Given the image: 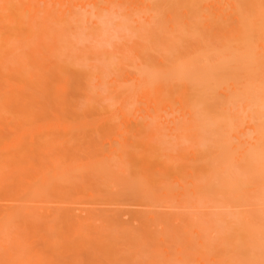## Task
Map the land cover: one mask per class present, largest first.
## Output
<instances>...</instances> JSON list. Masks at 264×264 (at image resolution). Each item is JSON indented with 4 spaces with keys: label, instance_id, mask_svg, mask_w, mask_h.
<instances>
[{
    "label": "rangeland",
    "instance_id": "obj_1",
    "mask_svg": "<svg viewBox=\"0 0 264 264\" xmlns=\"http://www.w3.org/2000/svg\"><path fill=\"white\" fill-rule=\"evenodd\" d=\"M145 1L142 5L140 0H129L128 3L125 0V3L120 0H0V160H7L0 170V182L19 167L29 166L13 168L10 164L29 159L30 167L36 163L41 166L37 178L42 184L55 171L69 169L76 160L88 166L107 157L123 140L124 151H115L110 160L122 175H136L133 156L138 155V158L146 157L152 169L158 171L154 179L177 185L182 170H189L178 153L189 151L190 145H195V139L190 144L189 138L184 137L186 133L179 132L189 115L185 113L187 108L185 118L181 114L182 101L180 95L175 94L176 88L182 91V84L193 87L186 88L190 93L187 100H195L191 101L197 105L196 108L194 103L192 105L194 114L205 122L204 142L200 147L202 145V151H206L202 152L205 157L200 162L204 161L206 171L221 172L224 169L228 174L242 175L246 171L256 173L263 166V153L257 143L251 142L255 139L257 125L264 124V54H260L262 48H251L257 44L260 32L263 33L261 22L254 23L256 25L244 23V20L248 21L249 8L244 9V3L242 6L232 3L242 0ZM196 8L198 19L195 21ZM243 10L246 15L238 12ZM175 14L184 22L180 26L182 22L178 21L179 27L173 26L180 32H174L170 24H166L172 23L170 16L175 17ZM237 18L242 20L238 22ZM152 21L154 25L157 23L155 28L161 26L159 31L152 27ZM242 24V28L248 26L242 30L249 28V33L258 26L259 31L243 33L246 36L259 34L258 38L243 35L245 42L243 36L227 33H234ZM191 25L195 27L192 29ZM161 31H167V34H161ZM221 31L232 37L218 36ZM215 32L218 34L213 35ZM173 33L180 34V38L175 35L176 40H173ZM155 35L170 37L168 40L162 37V41L165 40L162 43L154 39L157 48L155 43L154 47L151 45V37L158 39ZM194 46L195 49L200 47L199 52ZM159 47H163V51L169 50L165 54ZM179 61L188 62L190 66H182ZM260 62L262 65H258ZM177 67L181 68L180 72ZM143 68L145 71L141 72ZM153 70L159 71L156 74ZM205 70L212 76L203 73ZM148 71L157 77L151 78ZM181 71H184L183 75L187 72L186 79L182 78ZM200 79L202 82L208 80L201 83ZM169 81L179 86L170 90L167 88ZM120 83L122 87L116 88ZM154 97L158 98L155 114L151 110ZM136 129L142 130L138 137L140 141L134 136ZM32 140H35L33 153L29 148ZM150 140L152 145L159 142L161 151L158 155L148 146ZM139 142L141 147L137 145ZM35 145L42 147L37 151ZM193 160L189 162H195ZM136 180L140 190L137 198L115 191L116 187L104 189L102 178L93 176L81 187L57 185L64 192L56 202L45 199V202L31 204L44 209L58 207L61 212L72 215L75 221L89 217L102 227L103 237L107 239L104 249L109 262L106 264H201V259L189 250L191 248L195 254L203 249L199 239L205 235L203 241H208L209 235L212 238V252H217L215 246L222 242L226 250L233 251L232 245L238 247L235 251L239 255L236 256L238 264H264V219L251 214H261V208H264L261 200L255 199L256 202L248 206L224 207L218 202L198 198L197 208L188 203L187 206L180 203V207L179 203L158 196L156 188L147 186L149 181ZM19 187L25 188L24 184ZM2 191L0 256L10 252L16 255L31 253L35 246L22 243V237L15 233V226L10 227L9 216L2 210L6 206L16 207L21 201L11 199L8 195L11 188L7 184ZM27 193L28 189H22L17 196ZM149 212L154 214V220L147 224L143 215ZM186 222L194 224H183ZM180 224L188 225L190 229L187 233H182L187 227L180 230L178 246L191 245L183 253L174 249L177 246L173 235L177 236V232L173 231ZM197 227L207 230L203 228L201 234ZM53 238V234L46 238L48 244ZM69 238L71 229L68 237L56 245L51 264H91L84 255L72 256ZM232 251H227L225 256L229 258Z\"/></svg>",
    "mask_w": 264,
    "mask_h": 264
},
{
    "label": "bare ground",
    "instance_id": "obj_2",
    "mask_svg": "<svg viewBox=\"0 0 264 264\" xmlns=\"http://www.w3.org/2000/svg\"><path fill=\"white\" fill-rule=\"evenodd\" d=\"M116 1H118V0H116ZM120 1L124 2V0H120ZM142 1L144 2L145 0H140V4L142 3V5H143L146 1L144 3ZM223 1L224 0H221V2H223ZM226 1L232 2L230 0H226ZM235 1L237 2L238 0H235ZM260 1H262V0H246V2H244V0H242V2L238 1V3H235V2H232V3L234 5L240 3L241 6H242V3H244V6H245L244 9H247V8L250 9V10L247 9V12L249 11V14H247L248 21L244 20V23L246 21L250 25L251 24L253 25L256 22H261V24L263 26V28H262L263 33L261 34V32H260V38L257 37V36H259V34L256 36L252 33L253 36L252 35L251 36L252 37L256 36V38H258V40L256 39V42H257L256 45L251 47L252 46L251 45L252 43H251L249 47H251L252 49H255L257 47H258L257 49L262 48L260 51V54L263 55L264 54V5H261V4L263 3L264 0L262 1V3H260ZM125 2L128 3L129 0H125ZM246 6H248V7H246ZM232 7L234 8L235 6H232ZM237 7H238V5H237ZM197 8L194 10V13H193L194 14L193 17H194L195 21H196V19H198L197 18L198 15L195 14V11L198 12ZM236 9H238V8H236ZM240 11H238L240 13V15L243 14L244 10L242 12H240ZM151 12L153 13L156 11H151ZM143 14H145V11ZM148 14H150V11H148ZM156 15H157V13H156ZM159 15H161V14L159 13ZM176 15L177 14H175V17L170 16V20L172 19L171 20L172 23L166 22V24L167 25L170 24L169 26H171L173 31L175 30L174 32H177V31L180 32V30H178L177 28H174V27H179L178 21L180 23L182 22L179 20L180 18L176 17ZM243 15H246V14H243ZM237 16L240 17L239 14H237ZM242 17H244V16H242ZM173 18L174 19L177 18L178 20H174ZM191 19H193V18H191ZM239 19H241V18H237L238 22H239ZM153 21H154V19H153ZM175 21L177 22L178 25H176V23L173 24ZM190 21L194 22L193 20H190ZM156 22H159V21H155V23ZM188 23L191 24V22H188ZM194 23L196 24V22H194ZM151 24H153L152 27L154 26V28H155V25L157 23L155 25H154V22ZM158 24H162V23L159 22ZM183 24H184V22H182V24H180V26ZM259 24L260 23H258L257 25H259ZM186 25L188 26L187 23H186ZM254 25H256V24H254ZM157 26H159V25H157ZM164 26H166V25H164ZM192 26H194V25H191V27ZM242 26H243V24L239 25L238 29L235 27L236 31L232 30V31H234V33L233 32H231V33L227 32V33L232 34V36H235L233 34H237L236 36L242 37L244 35L243 33L247 32L248 34H250L251 31L255 32L257 27H258V26H255L256 28L254 27L255 29L254 28L251 29V31L249 33L248 32L249 28H247V31L242 30V29L246 30L245 26L246 27H248V26L244 25L243 28H242ZM160 28H161V26H160ZM165 28H167V27H165ZM184 28H186V27H184ZM196 28H198V27H196ZM155 29L159 31V29H157V27ZM155 29L153 31H155ZM179 29H181V28H179ZM188 29H189V27H187L186 30L189 31ZM192 29H193V27H192ZM163 30H165V29H163ZM168 30H169V28H168ZM183 30H185V29H183ZM257 30L259 31V28ZM158 31H157V33H159ZM167 31L166 32L161 31L162 33L161 32L160 33L166 35ZM238 31H239V33H238ZM182 33L183 32H181V34ZM218 33H219V31H218ZM218 33L215 32L213 35L218 34ZM221 33H222V31H221ZM227 33L218 34V36L224 35L225 37L227 36V38L232 37L230 35L229 36L226 35ZM170 34H172L171 31H170ZM248 34H247V36L246 35H244V36H246L247 38L251 37ZM164 35H162V36L158 35V36H161V38H159L155 35L158 38L157 40L155 37L154 38L151 37V39H153L151 45H153L155 43L154 39L156 42H158V40H160V43L165 41V40L162 41V37L167 38L166 40H168V38L170 36L167 35L168 37H164ZM173 35H174L173 36L174 39L172 38L173 40H176L175 39L176 37L178 38L177 35H179V38L181 36L180 34L176 35L175 33H173ZM175 35H176V37H175ZM224 36H222V37H224ZM243 39L245 40V42L247 41L245 37ZM254 42H255V40H254ZM160 43H158V45ZM155 44H156L155 46L158 48L157 43H155ZM197 45H200V44H197ZM202 45H200V46L202 47ZM169 46L170 45L168 44V47ZM195 46H194V49H195ZM255 46H257V47H255ZM153 47H154V45H153ZM162 48H160L159 50L163 51ZM199 48L200 47L197 46L195 51L198 50ZM167 49L169 50V48H166V50ZM166 50L163 51V52H165V54L167 53ZM197 52H199V50ZM192 57H195V56H192ZM196 57H198V56L196 55ZM182 60H184V59H182ZM180 61L178 62L179 64L182 62V61L181 62ZM188 62H189V60H188ZM188 62H186V64H184L185 62L181 63V64H182V66L187 65V64L190 66V63H188ZM194 62H191V64ZM188 65H187V67H188ZM192 65H194V64H192ZM197 65H198V63H197ZM203 65L205 66V64H203ZM258 65H262V62H260ZM200 66H202V65L200 64ZM206 66H208V65H206ZM198 67H199V65H198ZM208 68H206V69H208ZM198 69L195 71H198ZM176 70H178L180 72L181 68L179 70V68L177 67ZM140 71L144 72L145 69L140 70ZM153 71H155V70H153ZM161 71H163V70H160V72ZM207 71L205 70L203 73H205ZM150 72L148 71L150 77L151 78L153 77L155 79V76L157 77V75H155V73L157 74V72L155 71V73H154L155 76L153 75L152 71H150ZM186 73L187 72H185V75H186ZM203 73H201V74H203ZM207 73H205V74H207ZM183 74H184V71L182 72V75ZM179 75L181 78V76H182L181 73ZM185 75H183V77H182L183 79H186L187 76H185ZM207 76H208V74H207ZM211 76H208V77H211ZM196 78L199 80L198 77H196ZM193 79H195V77ZM206 80H208V79H206ZM187 81H190V80L187 79ZM205 81H203V82H205ZM215 81H216V79H215ZM191 82L193 83V80ZM191 82H190V84H191ZM199 82L203 83L201 81V79ZM116 83L118 84V82H116ZM174 83H176V82L169 81L167 88H169L170 90H174L175 87H173V86H175V85L179 86V84H174ZM190 84H188V85H190ZM119 86L122 87V84L120 83L117 87L116 86L115 87L118 88ZM181 86L182 87L184 86L182 91H181L180 87H179L180 90H178V88H176L175 94H179L180 99L182 101V104L179 106L180 108L181 107L183 108V109L181 108V110H183L181 112V114H183L184 118L187 115L185 113H188L189 115H187L188 117L186 116V118H187L186 122L180 126L179 132L182 135H184L186 133V135H184V137H186V139L192 138V140L187 139L190 142V144H192L194 139H195V141H194L195 145H193L194 143L192 145H190L191 147H190L189 151L191 153H193L192 158H189V157H191V153L189 151L185 150L186 148L181 147V149L185 150L186 152L183 151L182 154H179L180 152L178 153V156H180L182 161L184 162V164L189 167V170H187V171L182 170V173L179 175V181H178L177 185L175 183L174 184H168L165 181H157L156 179H154V176H156L158 174V171H155L152 169L150 164L145 160L146 157L140 156V158H138V155L133 156V159L135 161L136 170H137L136 175L130 176V177H125L124 175H122L121 170L116 169L114 167L113 163L110 162V160L112 158H114L115 151H118V150L124 151V149H123L124 141L123 140L119 141L115 151H111L110 153H108L107 157H105L103 159L100 158L97 162H91L90 165H88V166H85L84 164H82L81 162L76 160L70 164L69 169H67L66 171H63V172L55 171L54 173H52L51 177L46 178L42 184H39V182L41 180H38V178H37V174L42 169V168H38V167H41V166H39L36 163V164H34V167L33 166L30 167L31 161H29V159L28 160L23 159V160L19 161V163L13 162L12 164L9 165L13 168H18V166L26 165V164H29V166H28V168L24 167V166L19 167L16 170V172L12 173V175L7 176V177L4 176L2 178V181L0 182V193L3 192L2 189H3L4 185L7 184L8 188H11V191L8 195L11 197V199L16 200V201H21V203L16 207H13V206L3 207L2 210H3V212L7 213L9 216V223L11 225L10 227L15 226V233L22 237V243L24 245L31 244V245L35 246V248H34V250H32L33 252H31V253L25 252V254H22V255H16L15 252L6 253V254L0 256V264H32V262H35V264H51L52 262H51L50 258L55 254V252L57 250L56 245L58 243H60L63 238L66 239L68 237V235L70 233V229H71V238H69L68 246L70 249H73L71 251L72 256L78 258V257H81L82 255H84L87 257V261L90 262L91 264H106L107 262H109L107 259V256H106V250L104 249L106 247V243H107L106 240L107 239L103 237L104 236L103 228L99 227L97 224H95L89 217L75 221L74 218H72V215H70L69 213L61 212L60 208H58V207H52V209H44L42 207H36V206H33L31 204V203L35 204V203L45 202V199H50V202H56V201H58L57 198L60 196L61 192H64L57 185L64 184L65 186H68V187H71V186L81 187L87 182V180L89 178H92L93 176H98V177L102 178V187L104 189H108L110 187H116L115 191H118L120 193H130L129 195H132L133 197H136V198L138 197V194L140 192L139 184H138V181L136 179H138L140 181L141 180H144V181L147 180V181H149V182H146L147 186L152 187V188H156L159 191L158 196L160 195L163 198H165L166 200H172L176 203H179L180 207H181L180 203L184 204V206H187V203H188V205H191L192 207H194V205H196L199 202L198 198L199 199L204 198V199H208L209 201L218 202L224 207L252 205L256 202L255 199H259V200H261L260 203H264V162H263V166H261L256 173L251 172V171H246L242 175L240 173L239 174H237V173L228 174L229 172H226V170H224V169H222L221 172H218L217 170L206 171L205 165H204L205 163H203L204 162L203 160L205 157L204 156L205 152L202 153L203 151H206V150L202 151L201 147H203V146L201 145V147H200V144L204 142V136L203 135H204V131L206 128V127L204 128L205 122L200 120L201 117L198 116L199 117L198 118L195 116V114H194L195 109L194 108H196L197 105H195L196 103H194V102L193 103L195 106L193 105V103L191 102L193 99H191L190 101L187 100V95L190 93L186 91V88H193V87H191V86L187 87V86H185V84L184 85L182 84ZM193 86H194V84H193ZM214 86H215V84H214ZM211 94H212V92H211ZM189 96L191 97V95H189ZM193 96H194V94L192 95V97ZM217 96H218V93H217ZM195 98H197V97H195ZM212 98H213V96H212ZM157 99H158L157 97H154V99H153L154 104L151 105L152 106L151 110L153 111V114H155L157 111V108H156V104H158ZM193 101H195V100H193ZM189 102L192 104H190ZM197 103L199 104V100L197 101ZM190 105H191V107H190ZM192 105L194 106V108ZM185 108H187L188 111L184 113ZM149 109H150V107H149ZM192 109H193V111H192ZM196 111H198V109H196ZM155 118H156V116H155ZM203 128H204V130H203ZM256 128H257V131L255 133V139L254 138L251 139V142L258 144L259 150L262 151L263 157H264V124H259V125H257ZM187 132L189 135H187ZM141 133H142L141 129H136L134 136H136L138 138L142 135ZM136 137H134V138H136ZM142 140L143 139H141V141ZM139 141H140V139H139ZM150 141H151V144L148 146L149 147L151 146V148H153L154 151H156L157 155H158L161 151V147L159 145V142L156 145H152V140H150ZM150 141H149V143H150ZM241 141L242 140L239 141V144H241L240 143ZM130 142H131V140H130ZM34 143H35V140H32L31 145L29 146V148H31V153L34 152V149H32V147L34 146ZM140 143L141 142H139L137 144L138 147H141ZM237 145H238V143H237ZM152 146H154V147H152ZM41 147L35 145V149L37 151H39L41 149ZM208 151H209V149H208ZM189 153H190V156H188ZM196 154H197V157H196ZM201 154H203V155H201ZM198 155H201V156H198ZM195 157L197 160L195 159ZM198 157H200V158H198ZM202 158H203V160H202V162H200ZM193 159L195 160V162H191V161L189 162V160H193ZM0 162H2L0 164V170H1V167L3 166L2 164L3 163L6 164L7 160H4V162L2 160H0ZM36 168H38V169H36ZM32 174L35 175V177H36L35 179H33L34 177L32 176ZM138 175H141V176H138ZM29 179H33V180H29ZM23 184H24L25 188L19 187ZM43 188L49 189V191L51 190L52 193H48L49 191L48 192L43 191L42 190ZM22 189L23 190L28 189L29 193L24 194L23 196H17L18 193L20 192V190H22ZM46 194H48V195H46ZM50 196H51V198H50ZM24 197H26V198H24ZM196 201H198V202H196ZM197 205L194 208H197L198 207ZM40 208H42V210ZM261 209H263L261 214H259L258 212L257 213L252 212L251 214H254L259 219L260 218L264 219V208H261ZM194 217H196V216H194ZM143 220H144V223H147V224L153 222L154 214L153 213L151 214L150 212H149V214L148 213L144 214ZM192 221H194V219ZM206 221H207V224H209L208 223L209 221L208 220H206ZM182 222H183V220H182ZM194 222H196V221H194ZM68 223H70L71 227L68 225ZM183 224H188L189 226H191V224H194V223L191 222V224H189L186 222ZM188 225L182 226L180 224L179 226L175 227V229L173 231V233L177 232V236L173 235V239L175 240L174 242H176L175 247L176 246L178 247V248L176 247L174 249H177V251L179 250L182 253H183V251L185 252V250L188 251L189 250L188 246H191V245H186V247L178 246V241L181 238L180 230L183 227H185V228L187 227L189 229ZM206 225H205V227H206ZM232 225H234V224L232 223ZM208 227H211V225H209ZM208 227H206V228H208ZM187 228L183 229L182 233L183 232L187 233L186 231H190V229L187 230ZM193 228H195V227H193ZM203 228L204 227H200V228H198L197 231L198 232L201 231L200 233L202 234ZM206 228H204V229L207 230ZM233 228H235V227L233 226ZM1 230H3V229H1ZM161 230L164 232L163 227L161 228ZM189 233H192V231ZM52 234L54 235L55 238H53L52 242L50 244H48V241L46 238ZM205 236H202L201 239H199V241L202 244L203 249H199L197 252H195V254L192 252L191 248L189 250L193 254V256H198L201 259V262H202V263L200 262L201 264L207 263L208 260H211V261H209V264H214L212 262H217V264H223L225 262H226V264H235V263L238 264L239 259H237L236 256H239V255L236 254L237 252H235L236 250H238L237 246L235 248V246L232 245L233 251L231 249L228 250V248L226 250L225 248L222 247V242H220V243L216 244V246H215V249L217 252H212V247H211L212 243H213L211 241L212 238L209 235L208 236L209 238L207 237V239H206L208 241H203L204 240L203 237H205ZM102 238H104V239H102ZM188 241H190V240L188 239ZM199 241L197 243H199ZM193 247H195V246H193ZM156 251L159 252L158 249H156ZM177 251L175 250L174 253L175 252L177 253ZM227 251H232V253H233L230 255L229 258H227L225 256ZM209 252H211V253L209 254ZM180 255H183V254H180ZM189 256H190L189 257V259H190L192 256L190 254H189ZM191 261H192V258H191Z\"/></svg>",
    "mask_w": 264,
    "mask_h": 264
}]
</instances>
